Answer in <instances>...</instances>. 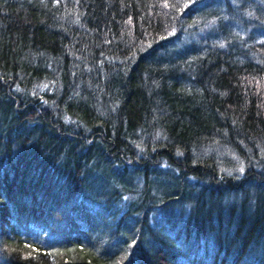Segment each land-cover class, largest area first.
I'll return each instance as SVG.
<instances>
[{"label":"trees","instance_id":"trees-1","mask_svg":"<svg viewBox=\"0 0 264 264\" xmlns=\"http://www.w3.org/2000/svg\"><path fill=\"white\" fill-rule=\"evenodd\" d=\"M0 264H264V0H0Z\"/></svg>","mask_w":264,"mask_h":264}]
</instances>
